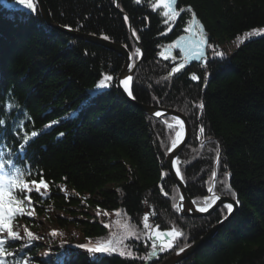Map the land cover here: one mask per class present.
<instances>
[{
    "label": "trees",
    "instance_id": "obj_1",
    "mask_svg": "<svg viewBox=\"0 0 264 264\" xmlns=\"http://www.w3.org/2000/svg\"><path fill=\"white\" fill-rule=\"evenodd\" d=\"M43 2L61 28L107 35V41L122 45L129 55L136 52L134 40L139 43L142 58L131 61L138 62L130 81L132 99L187 118L190 138L176 158V170L188 197L196 207H206L212 188L217 196L238 201L232 219L178 264H264V0H177L175 9L184 11L175 20L163 15L162 6L153 10L157 0H117V9L113 0ZM189 7L202 28L194 27ZM253 30L259 34L248 37ZM201 31L206 43L201 63L168 47L180 36H199ZM241 39L229 55L221 49ZM181 63L185 67L172 73ZM122 67L116 53L48 27L38 9L31 14L13 0H0V119L7 120L0 129V159L15 160L9 154H21V137L38 133L30 137L22 163L33 179L43 173L49 192L43 199L33 191V217L48 220L51 212L57 237L95 245L109 235L111 215L144 233L147 214L153 227L182 233L171 248L144 260L151 241L130 237L123 250L130 249L133 257L100 253L94 264H159L198 241L227 216L228 208L202 218L179 216L173 205L180 196L165 163L177 131L169 125L176 121L148 116L124 99L116 90ZM103 75L113 80L97 90ZM9 105L15 107L10 110ZM89 208L95 211L90 217ZM74 209L80 210L81 220L74 219ZM18 223L33 232L39 225L27 216H18ZM56 236L30 247H24L28 241H16L11 251L27 254L29 264H93L77 250L53 247Z\"/></svg>",
    "mask_w": 264,
    "mask_h": 264
},
{
    "label": "snow or ice",
    "instance_id": "obj_2",
    "mask_svg": "<svg viewBox=\"0 0 264 264\" xmlns=\"http://www.w3.org/2000/svg\"><path fill=\"white\" fill-rule=\"evenodd\" d=\"M14 3L22 6L25 10L30 12L31 14H36L37 12V2L36 0H13ZM136 4H140L141 0H134ZM177 0H157V3L154 5L153 10L155 11L157 8L163 6L165 9L163 15L168 17L169 20H175L181 12L184 11L183 8H180L179 10H176L174 5H176ZM189 12L192 13V21L194 27H200L202 26L199 24V22L196 20V15L192 11L191 7L187 9ZM125 21L127 22L128 17L125 16ZM167 22V21H166ZM71 30V29H70ZM184 32L189 33L190 28L185 27ZM253 34H259L255 30H253L252 33H249V35ZM133 35H135V32H133ZM195 35L194 32L190 33V35L186 38L185 36H180L177 41H175L173 44L169 45L170 48H177L179 49L182 57L186 60H199L201 57H203L204 53L201 50V46L205 44V40L203 38V31H201L200 35L197 37L195 46L193 47V41L192 36ZM101 39L103 40H109L110 37L107 35H102ZM211 47V45H209ZM141 52L140 49L137 47L136 52L134 54H130L128 59L130 61H134L140 56ZM161 55L164 57V59H168V56L165 53H161ZM215 55L217 57H221L222 53L216 52ZM175 59V57H173ZM134 63H129L127 65V68L129 71H132L134 68ZM185 67V64L181 63L178 66H175L172 68L171 72L176 73L183 69ZM208 73L205 74V81L208 79ZM192 80H197L198 77L193 74L191 76ZM113 80V76L111 75H103V77L98 81L96 85L97 90H102L105 88H108L111 84V81ZM130 81H132V76L126 75L124 77H121L118 82V87L122 86L123 91L129 95L130 98H134L132 96V92L130 91ZM155 99V97H154ZM15 105H9V109L11 110ZM198 107L201 109V112L203 110V102L198 105ZM156 117L162 116V113L160 111H156L154 113ZM19 119V118H18ZM173 120H175L181 127V131H176V140L173 141L172 147L175 148L179 142L183 141V132L182 129L184 127L183 122L173 116ZM7 127V120L0 119V129H4ZM171 128L172 126L169 125ZM199 132L203 133L204 128L201 126L199 128ZM38 133L36 131H32L30 133V137H36ZM63 135V134H61ZM29 135H23L21 139L23 140V143H18L17 147L20 149L21 154L17 155L15 151L11 152L10 156H16V159L13 160L11 158L9 159H0V264H29V258H27V254L25 256H20L19 252H13L11 251V248L14 246V242L19 240L27 239L28 243L24 245V247H30L33 241H36L38 239H41V237H38L36 234L32 233L28 228L26 227L24 229V236H21L18 230H14V222L16 221L18 216H29L32 217L35 214V207H34V197L32 195L33 191L43 199H47L48 196L46 195L49 192V182H47L44 179L43 173H38L39 180L31 178L32 173L25 169L23 167V160L24 155L26 154V148L29 144L30 140ZM171 151V149H169ZM217 157H219V148L217 147ZM218 162V160H217ZM172 167H177V162L173 160L171 162ZM177 176H180V171L177 169ZM215 175V174H214ZM225 187L228 188L229 191L232 192V196L235 198L236 193L231 190L230 186L225 182ZM43 189V192L41 191ZM209 193L211 194L210 197H205V200L210 199V203L207 204L206 207H197V211L205 212L208 210L209 207H211L213 204H215L216 200L219 199V196H217L214 192V189L209 188ZM183 199V198H181ZM196 202L193 201V204ZM238 203V201H237ZM173 207L176 209L177 212L183 210V206H177L173 205ZM224 207L228 208L229 212L232 211V205L231 204H225ZM31 208V210H28ZM107 215V213H104ZM227 217H225L226 219ZM149 216L146 214L144 216V224L143 227L146 230H149V232H146L145 235L147 236V240L145 243L147 244L148 241H151V251L147 253L146 256L143 257L144 260H150L153 258H157L161 252L166 251L167 249L171 248L173 246V242L176 241L178 237L182 235V233L173 228L170 231H161L159 229V226L153 227L149 222ZM105 227H108V225H105ZM58 233L54 230L49 233L51 236H56ZM129 237H136L137 239L140 238L139 234L136 232L135 228L129 227L127 228L126 235L118 239L116 241H109L108 243H100L97 246H88V245H77L76 247L83 248L86 250L92 260L93 264L96 260L100 259L99 256H96V253H102V254H112L113 252L119 251V254L121 256L127 255L128 257H133L134 253L128 249L127 251L123 249H127V245L124 244V240L128 239ZM123 246V248L121 247ZM188 247V245H185L184 247H180L177 255H179L180 252H183L185 248ZM66 256H70L71 253H66Z\"/></svg>",
    "mask_w": 264,
    "mask_h": 264
},
{
    "label": "water",
    "instance_id": "obj_3",
    "mask_svg": "<svg viewBox=\"0 0 264 264\" xmlns=\"http://www.w3.org/2000/svg\"><path fill=\"white\" fill-rule=\"evenodd\" d=\"M116 1L117 0H113V3H114V7L117 9ZM36 2H37V9H38V11H39V13L43 19V22L48 27L57 30L58 32L68 36L71 39L81 40V41H84L86 43H90L92 45L102 47L106 50H109L113 53H116L117 55H119L123 59L122 70L119 73L118 77L116 78V90L124 99H126L129 103L135 105L140 111H142L143 113H145L148 116L155 117V118H160V117H171L172 118L173 116H175L183 122V124H184L183 141L179 142L175 148H173V147L170 148L171 151H168V153L166 155V160H165L168 176L170 177L171 181L175 185V187L179 193V196H180V199L177 203V206H180V205L183 206V210L178 212L179 216L180 217H189V218H202V217H206V216L211 215L214 211H216L218 208L224 206L225 204H231L232 205V211L229 212V210H228L226 219L224 218L222 221H220L219 223L214 225L212 228H210L198 241H196V242L192 243L191 245H189L188 247H186L183 252L179 253V255H177L178 251L174 252L169 257H167L162 262H160L159 264H178V263H180L181 261L185 260L187 257L191 256L193 253H195V251L198 250L202 245L206 244L216 234L217 230L220 227H222L225 223H227L230 219H232V217L236 214V212L238 210L237 203L228 197H219V199L216 200L215 204H213L211 207H209L207 211H205V212L197 211L196 210L197 207L192 203V201L190 200V198L188 197V195L186 193L185 185L181 181L180 176H177V174H176L177 173L176 168H173L172 164H171V162L173 160L176 161L178 154L180 153V151L186 145V143L188 142V140L190 138V127H189V123H188L187 118L184 117L183 115H181L179 112H176L173 110L162 109L160 107L145 106V105L138 104L132 98H130L127 93H125L123 91L122 86H119V87L117 86L119 79L121 77H124L126 75L133 76V73L138 66V62L142 58V53L140 54L139 60L135 64L132 71H129L127 68V65L129 63H131V61L128 59L129 53L126 50V48H124L122 45L115 44V43L109 42L107 40H103L101 38H98V37H94V36H90V35H84L78 31L59 27L58 25L54 24L51 21L48 10H47L46 5L43 2V0H36ZM123 17L125 18V16H123ZM127 26H128L129 33L132 35L129 23H127ZM134 44L136 45V47H138V48L140 47L139 43L136 40H134ZM205 46H206V43L201 46V50L203 51V53L205 50ZM204 57H205V54L203 55V57H201V59L192 60V61L201 63L203 61ZM156 111H160L162 113V116L156 117L154 115V113ZM181 198H183V199H181Z\"/></svg>",
    "mask_w": 264,
    "mask_h": 264
},
{
    "label": "rangeland",
    "instance_id": "obj_4",
    "mask_svg": "<svg viewBox=\"0 0 264 264\" xmlns=\"http://www.w3.org/2000/svg\"><path fill=\"white\" fill-rule=\"evenodd\" d=\"M162 8H163V6H162ZM248 37H250V35ZM241 41H242V39L241 40H238V41H235V42H229V43H227L225 45H222L221 46V49L223 51H225L226 54L229 55L232 51H234V49L238 46V44ZM171 126L177 127V124L176 123H173V124H171ZM41 191L43 192V189ZM28 210H30V209H28ZM73 211L76 214L77 213L78 214L80 213V210H78V209H74ZM86 211H87L86 212V215L88 217H90V216H92V215L95 214V211H93L91 208L86 209ZM54 214L57 215V216L63 217L62 214H60L58 212H56ZM78 214L77 215H74V219L81 220L83 217L80 216V215H78ZM47 216L49 217L48 220L43 219V218L36 219L33 216L32 217L27 216L30 219H33V220L37 221L38 224H39L38 225V228L35 231H37V236L38 237H41V239L36 240V242L44 243L46 241V238H48L50 236L49 233L52 232V231H54V229H55V225L53 223H51V221H50L51 218H52L51 212L50 213H47ZM100 216L102 217L103 221H105L104 220V215H100ZM143 224H144V222H143ZM110 226L111 227L109 229V235L106 236L105 239L102 240L101 242H96L95 245H91V244H89L87 242H84V241H76V242L66 241L63 238L59 237V236L58 237L56 236L55 241H54V244H52V245L56 249L59 248V247L60 248H63L64 251L78 250V252L80 254L84 255L87 259L92 260L90 254L86 250H84L83 248H80V247H76V246L77 245H88L90 247L97 246L100 243H108L109 241H116L118 239L123 238L126 235L125 230H123L122 228H126L127 229L128 226H126L121 221V219L116 218L115 215H111L110 216ZM13 228H14V230H18L21 236H24V229L26 228L25 225L23 226L22 224H17L15 226H13ZM28 230H30V229L28 228ZM30 231L32 233H35V231L34 232L32 230H30ZM66 232L70 236H72L74 234V230L73 229H70V226L67 227V231ZM146 232H149V230L144 229V233L143 232H138L140 238L143 237V236L147 238V236L145 235ZM128 239H126V240H128ZM19 242L20 243H26L27 242V239L19 240ZM49 247H51V246H49ZM99 254L100 253H96L95 255L96 256H99ZM42 255H43V253H40L39 254V257L41 258Z\"/></svg>",
    "mask_w": 264,
    "mask_h": 264
},
{
    "label": "flooded vegetation",
    "instance_id": "obj_5",
    "mask_svg": "<svg viewBox=\"0 0 264 264\" xmlns=\"http://www.w3.org/2000/svg\"><path fill=\"white\" fill-rule=\"evenodd\" d=\"M188 36H189V35H188ZM197 37H198L197 34H195V35L192 36V41H193L192 46H193V47L195 46V42H196Z\"/></svg>",
    "mask_w": 264,
    "mask_h": 264
},
{
    "label": "bare ground",
    "instance_id": "obj_6",
    "mask_svg": "<svg viewBox=\"0 0 264 264\" xmlns=\"http://www.w3.org/2000/svg\"><path fill=\"white\" fill-rule=\"evenodd\" d=\"M181 114V113H180ZM181 115H183V114H181ZM184 116V115H183ZM185 117V116H184ZM176 124H177V131H181V127H180V125L176 122ZM182 132H183V129H182ZM177 139V138H176Z\"/></svg>",
    "mask_w": 264,
    "mask_h": 264
}]
</instances>
